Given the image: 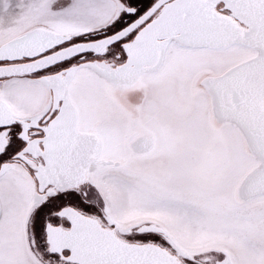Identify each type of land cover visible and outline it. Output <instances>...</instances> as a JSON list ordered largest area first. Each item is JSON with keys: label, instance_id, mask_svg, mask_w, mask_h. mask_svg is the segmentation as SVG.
I'll return each instance as SVG.
<instances>
[{"label": "snow or ice", "instance_id": "1", "mask_svg": "<svg viewBox=\"0 0 264 264\" xmlns=\"http://www.w3.org/2000/svg\"><path fill=\"white\" fill-rule=\"evenodd\" d=\"M0 264H264V0H0Z\"/></svg>", "mask_w": 264, "mask_h": 264}]
</instances>
